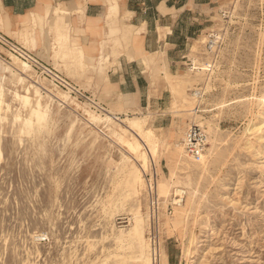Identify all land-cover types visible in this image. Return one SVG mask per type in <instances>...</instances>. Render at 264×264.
<instances>
[{
  "label": "rangeland",
  "instance_id": "1",
  "mask_svg": "<svg viewBox=\"0 0 264 264\" xmlns=\"http://www.w3.org/2000/svg\"><path fill=\"white\" fill-rule=\"evenodd\" d=\"M60 1L68 5L71 0L45 3ZM98 3L91 6L95 16L102 9ZM45 7L38 12L43 14ZM200 8L198 18L192 19L186 9L177 23L176 38L192 34L184 41L177 64L169 70L163 57L164 63L145 65L154 81L163 77L168 91L163 95L156 91L153 101L125 112L111 105L109 83L99 79L88 56L81 65L72 56L56 53L50 15L43 17L42 26L23 23L19 38L0 30L2 60L15 65L14 55L28 64L32 78L38 76L46 85L41 88L44 100L52 97L48 120L40 129L32 120L27 132L21 129L22 120L34 104H21L14 92L24 94V84L8 70L0 72V264H132L136 243L114 236L119 228L130 226L133 205L148 212V256L150 264H160L161 221L172 213L171 194L167 201L158 194L156 220L151 217L143 171L141 190L130 194L126 180L130 167L121 154L127 148L109 133L110 123L88 116L89 111L104 118L105 109L121 120L146 116L157 157L148 158L144 171L154 163L159 178L169 175L171 165L177 175L190 174L196 183L197 194L184 224L163 235L168 264H264V0H202ZM65 18L69 45H80L85 54L96 56L102 31L86 28L81 11H71ZM57 90L67 99L55 97ZM193 124L207 135L204 153L211 151L207 170L168 162L174 144L183 142ZM249 125L255 129L247 131ZM119 198H125L122 207ZM153 220L155 238L149 229Z\"/></svg>",
  "mask_w": 264,
  "mask_h": 264
},
{
  "label": "bare ground",
  "instance_id": "2",
  "mask_svg": "<svg viewBox=\"0 0 264 264\" xmlns=\"http://www.w3.org/2000/svg\"><path fill=\"white\" fill-rule=\"evenodd\" d=\"M78 1L80 2V6L79 5L78 6L74 5L73 7H71V6L67 5V4H63V3H59L57 5L46 4V7L44 8V13L43 14H40L37 10L35 11V13L30 12V13L25 15L26 18L24 19V22L31 21L33 25H35L37 22H39V25L42 26L43 25V17L45 16L47 18L50 15L51 16L50 27L55 32L56 40L58 42V48H59V50L56 53L57 54L60 53L62 56H66V57H69V58H70V56H72V57L75 58L74 61L75 60L78 61L81 65L84 64L83 59L88 56L90 61H92L91 62L92 63V68L97 73L99 79H101V80L103 79L107 83L110 84L108 74L106 73V68H107V64L109 63V58H108V55L102 53V41L99 42V44H100V49L99 50L100 51L98 52V54L96 56L87 55V54L84 53V50H83V48L80 45H72V46L69 45L70 34H69V31H68V25L63 26V27L58 26L57 25V19L61 15L69 14L71 11H81L82 15L86 18V24H87L86 28L90 29L91 31L100 32L99 27H100V24H102V18H105L106 22L111 23V24L116 22V19H117L118 13H119L118 0H89V1H93V2L99 1V2H101V3L103 2L105 4L104 10L102 11V9H101L97 13V15L95 17H87L86 14H85V5H86V1H88V0H78ZM74 4H77V3H74ZM86 28H82V30H85ZM118 30L119 29H118L117 26H110L108 33H109V35H115V37H117V36H119L117 34ZM132 33H133L132 28H126L125 27L120 32V37H124V38L131 37ZM9 34L11 36H13V37L19 38V35H18L19 33H9ZM100 34H101V32H100ZM137 36L138 37L140 36V29L136 30V32L134 33L133 38H136ZM11 58H12V61H13V63L15 65H13L11 63L4 62L2 60V58L0 57V72L1 71L3 72L4 70H8L9 72H12L13 76L15 77L16 82L24 84V86H22L24 88V90H25L24 94H20L17 91L14 92V95L19 99L21 104H23V105L29 104L30 105L31 102H32V104H34V106H32L31 108L29 107L31 109V111H29V113H30L29 117L22 120L23 128L21 127V129H23V130L28 132V130L32 127V124H33L32 120H34V119H35V121L37 123L36 124L38 126L37 128L40 129V127L43 125V122L48 120L47 119V111H48V108H49V103L52 100V97L48 96V99L44 100V96H46V95H43V92L41 91V88H44V87L46 88V85L44 84L43 79L39 78L38 76H37V79L36 78L33 79L32 78L33 75L30 72V67H29L28 64H26L25 62L19 60L14 55H11ZM69 58H68V60H70ZM162 59H163V57L160 54H158V53H148V54H145V55H143L141 57V63L144 64V65L153 66L155 64H159L160 61L163 62ZM86 60L88 61V59H86ZM139 61H140V59H139ZM80 67H82V66H80ZM13 69H15L17 71L13 72ZM76 74H78V73H76ZM81 77H79V78H81ZM1 78H2V75L0 74V109H1V104L3 102V98H2V94H3V91H2L3 88L2 87L3 86L1 84ZM12 89H13V87H12ZM30 89H32L34 97H31L29 95L30 94L29 93ZM47 89L51 90L50 88H47ZM19 92H21V91H19ZM22 92H24V91H22ZM32 92H31V94H32ZM121 95L124 96L125 98H128V99H131V96H132V94H125V95L121 94ZM55 97H57L59 100H66L67 99L66 94L62 93V92H60L58 90L56 92ZM262 99H263V102H264V95H263ZM73 103H74V101H73ZM65 106H67V105L65 104ZM22 108H24V107L22 106ZM87 111L88 110H86V112ZM105 114L106 115L104 116V118H100V117H98V115H95V114H93V113L88 111V116H89V118L91 120L97 122L98 120L103 119L104 122L106 121V122L110 123L111 127H109V129H110L109 133L115 135L114 137H116L117 140L122 142L123 146H125L127 148V150L123 149V151L121 152V154H122V162H124L125 164H128L129 167H130L129 171L126 174V180L128 182V184H127L128 186L127 187H128V189L130 191V194H133V195L137 194L141 190V188L143 186V179H142V173L141 172L143 171L144 166L146 167V163L148 161V158L151 159V157H153V158L155 156L157 157V155H156L157 150L155 149V144L153 143L154 139H152L153 137H155L153 135V129L151 127H148V126L145 125L146 120H147L146 116H137L138 115L137 114V115H134V116L132 115V117H129V116L125 117V118H123V120H121V119H119V117L116 114L112 113V111H110V110L107 111L105 109ZM15 117L19 118V115L16 114ZM87 123H89V122H87ZM260 124H261V122H260ZM113 126H115V127H113ZM18 127H19V125H18ZM252 127H251V125H249L245 129L247 131L248 130L250 131V129H255V127H253V128ZM260 127H261V125H260ZM260 127L258 126L256 128L259 129ZM263 128H264V126H263ZM257 129H256V131H257ZM99 131H101V130L99 129ZM18 136L19 135H17V137ZM48 136H49V134H48ZM20 141H21V139H20ZM174 141H176V140H174ZM247 142L245 141L244 143L247 144ZM146 144H149V148L147 147ZM242 145H244V144H242ZM251 145H250V147H251ZM141 147L144 150H142ZM151 147H152V149H151ZM246 148H248V147H246ZM208 153L211 154V151L208 152ZM208 153L207 154L202 153L201 156H200V159L196 160L193 157H191V156H189V155H187L185 153L184 145H183V142L181 141V142H177V143L174 144V149L171 151V154H170V156L168 158V162H169V164H177V163L181 162V163H183L185 165L186 168L187 167L189 168L190 165H193V166H198L201 169H206L205 165H206ZM229 153H230V151H229ZM138 159L142 161L141 164L136 162V161H138ZM155 161H156L157 165H159V162L157 160H155ZM179 175H177L175 173L174 167H172L170 165L169 166V175L165 176L163 174H159V178L157 180V195L159 194L160 196H162L165 201L168 200V197H170V194H171V197H170V199H171L174 192L179 193L180 195H182V202L173 204L172 213L168 214L166 212L167 214H164V218L161 221V229H160V260H159L160 264H168L167 258H166V253H165L164 249L161 246V242L163 241V235L164 234L168 235V234L174 232L175 230H178L184 224V222L186 220V217L188 215V212L191 209L190 205L193 203L194 197L197 194L196 183H194V181L192 180L190 174H185L184 176H179ZM124 201H125V198L124 199L122 198V200L120 201V204H121L120 206L121 207L123 206ZM165 203L166 202H164V207H167ZM117 206H119V203H118ZM113 209L114 208H112V210ZM193 209L195 210V208H193ZM196 209H198V208H196ZM129 210L131 211V214H132V221L130 222V226L126 227V228H119L117 230V233H115L116 231L114 232L115 233L114 237H115V239H117L119 241H122L124 239H127V240L128 239L129 240L132 239V240H134V243H136V244L132 243L131 241L130 242L137 246V252L138 253L137 252L134 253V254H137V256H136V258L134 260L132 258V260H133L132 264H150V257L148 256V251H147L149 249L148 242H147L148 240L146 239V236H145V230L148 228V225H149L148 212L143 213L141 211L139 205H137V206L133 205V207L131 206ZM106 212L108 213V211H106ZM112 214H113V212H112ZM112 214L110 213L109 215L111 216ZM193 238H194L193 234L192 233L189 234L188 241L189 242L193 241ZM115 239H113V240H115ZM152 251L150 249V252H152ZM114 257L115 256H113V258ZM113 258H112V260H114ZM157 263H158V261H157Z\"/></svg>",
  "mask_w": 264,
  "mask_h": 264
},
{
  "label": "crops",
  "instance_id": "3",
  "mask_svg": "<svg viewBox=\"0 0 264 264\" xmlns=\"http://www.w3.org/2000/svg\"><path fill=\"white\" fill-rule=\"evenodd\" d=\"M48 1L55 0H0V30L6 34L19 33L23 30V23H28L24 22L25 15L40 10ZM201 1L118 0L119 13L116 22L111 24L102 18L99 28L102 31V40L99 42L102 41V53L109 58L106 73L110 81L108 89L112 94V106L121 107L123 112L133 107L142 108L145 103L153 101L156 91L162 95L168 91L163 77L154 81L149 76L146 69L148 67L141 63V57L148 53H158L165 57L167 69L171 70L177 64L180 53L182 54L184 41L192 35L184 32L182 37L176 38L177 23L186 9L191 11L192 19L198 18ZM77 2L79 1L71 0L68 5L73 7ZM98 2L86 1L87 17H95L91 6L99 4ZM104 7L105 4L102 2V11ZM61 16L62 18L57 19V25L63 27L68 24V20L65 18L66 15ZM84 25L86 27L87 24ZM110 26L118 27L119 36L109 35ZM125 27L132 28L133 33L131 37L122 39L119 33ZM137 29H140V36L133 38ZM121 94L132 96L128 99Z\"/></svg>",
  "mask_w": 264,
  "mask_h": 264
},
{
  "label": "built area",
  "instance_id": "4",
  "mask_svg": "<svg viewBox=\"0 0 264 264\" xmlns=\"http://www.w3.org/2000/svg\"><path fill=\"white\" fill-rule=\"evenodd\" d=\"M2 39L5 40V41L3 40L2 42L6 44L7 39H5L4 37ZM45 69L47 68L45 67ZM206 140H207V135L204 129L198 124H193L191 127H189L186 130L183 136V145L186 154L193 157L196 160L200 159L201 154L204 153V151L206 150V146H205L207 142ZM145 171L143 170L146 179L147 194L149 196V200L152 207L151 217L153 216V218L155 219L157 217L156 211L159 200L157 195L158 174H157L156 165L154 163L150 164V168L147 169L146 173ZM169 202L171 205L182 202V195L174 192ZM149 229L151 232V237L155 238V235L157 234L158 231L157 222L153 220L152 224L150 223Z\"/></svg>",
  "mask_w": 264,
  "mask_h": 264
}]
</instances>
